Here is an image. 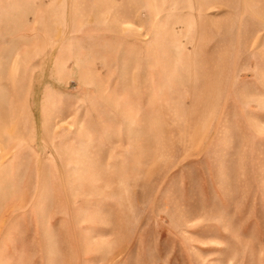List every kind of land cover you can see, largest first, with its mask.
Here are the masks:
<instances>
[{
  "label": "rangeland",
  "instance_id": "374dc122",
  "mask_svg": "<svg viewBox=\"0 0 264 264\" xmlns=\"http://www.w3.org/2000/svg\"><path fill=\"white\" fill-rule=\"evenodd\" d=\"M0 264H264V0H0Z\"/></svg>",
  "mask_w": 264,
  "mask_h": 264
}]
</instances>
